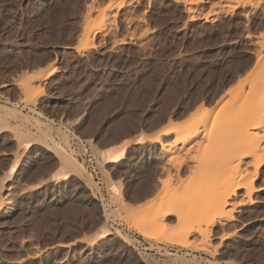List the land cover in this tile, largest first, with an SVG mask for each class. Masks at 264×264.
Returning a JSON list of instances; mask_svg holds the SVG:
<instances>
[{"label": "rangeland", "instance_id": "374dc122", "mask_svg": "<svg viewBox=\"0 0 264 264\" xmlns=\"http://www.w3.org/2000/svg\"><path fill=\"white\" fill-rule=\"evenodd\" d=\"M94 1L99 9L108 3ZM94 1L0 0V107L12 108V101L18 115L37 118L39 135L64 144L68 154L73 150L96 185L89 189L73 175L51 179L58 171L55 156L35 143L15 164V141L0 130V264H264V191L253 193L250 202L234 198L232 220L212 229L214 256L153 250L152 241L136 232L140 211L185 199L197 174L227 178L244 172L245 163L239 172L216 168L214 147L224 148L223 139L213 145L199 137L200 146L185 152L191 145L184 144L185 155L170 162L168 155H157V146H131L121 162L105 165L122 184L128 215L109 196L92 149L154 133L199 105L217 112L229 108V89L249 73L259 51L264 0H113L119 6L113 5L109 24L92 29L85 48L80 36ZM52 66L54 73L45 78ZM33 71L41 93L26 104L17 88ZM141 92L147 95L138 100ZM179 163L178 182L171 165ZM255 186L264 188V165ZM194 205L193 199L184 202L187 210ZM166 223L168 230L175 227L173 217ZM104 225L110 234L87 245Z\"/></svg>", "mask_w": 264, "mask_h": 264}, {"label": "bare ground", "instance_id": "6f19581e", "mask_svg": "<svg viewBox=\"0 0 264 264\" xmlns=\"http://www.w3.org/2000/svg\"><path fill=\"white\" fill-rule=\"evenodd\" d=\"M107 2L104 8L99 5L102 9L94 5L95 1L88 6V12H86L88 17H86L87 19L85 18L86 22L84 23V26H87L85 28L82 27L84 29L80 36L83 39V47L86 48L89 45L90 32L98 31L107 21L109 24L110 18L112 17L113 5L117 3L114 4L113 0H108ZM93 12L94 15L96 12V16L90 19ZM257 40L256 43L258 42L257 46H259V51L257 50L258 52L255 55L256 58L252 68L242 79L237 80L235 85L227 93L229 98L227 97L226 100L228 101L229 99L231 106H224L225 108H229L224 109L222 112H217L212 109L207 110L205 106L199 105L185 119L169 120L164 127L154 133L135 135L115 144L113 142L111 147L104 150L93 145L92 149H94L99 170L105 177L107 191L110 193L109 196L115 199L118 208L127 215L129 207L123 199L121 191L122 184L114 181L110 177L105 165L121 162L123 156L131 146H141L143 144L157 146V155H168V161L170 162L171 158H182L180 155H185L186 151L200 146L197 140L199 137L200 139L203 137L208 144L215 145L217 141L219 143L222 141L225 144L227 143L224 148H221L220 145H215L214 147L215 153H219V158H221H218L216 168H224L223 170L226 172H234V170H238L245 163L244 166L246 168L244 172L234 175L230 174V177L227 178H224L225 174L219 175V173L215 174L213 171L207 173L209 176L207 174H197L196 176L198 178L195 180L197 183L193 182L194 185H191L192 183L188 185V188L191 187L189 188L190 195L187 193L185 199H183L185 196L182 195L183 198L181 195L179 196V205L178 203H173L175 201L172 198L170 202L160 205L158 208L150 209L147 212L145 210L140 211L134 223L137 234L142 238L154 243L174 245L181 250H192L214 256L217 247H214L215 245L212 243L214 239V231L212 229H214L216 223L232 220V212L234 211V207L238 205L234 203V198L239 195L240 198L242 196V201L250 202L253 193L264 191L263 187L255 186L256 174L259 168L264 165V32L257 37ZM53 73L54 68L52 66L48 69L44 77L51 76ZM31 74L34 75L30 76L27 74L28 77L26 76L27 78L18 84L20 87L17 86L21 99L26 104H34L37 96L41 93L35 89L39 88L40 77L38 76L39 78H36L37 75L35 76V72ZM2 87L3 85L0 86V88ZM18 99L20 100V98ZM15 104V102L9 101V105L12 108L16 106ZM12 108L7 106L0 107V130L9 132L15 141V164L21 158V151L26 150L30 143H35L45 150H49L55 156L58 171L53 175L54 177L52 176L53 178L50 177L51 179L55 181L64 180L73 175L87 188L95 189L96 185H93V182L87 177L82 164L74 159L72 155L73 150L71 154H68L62 146L64 144L60 145L58 144L59 142H49L47 136L39 135V132L36 130L39 125L37 118H33L30 115H18V112ZM35 114L38 116L41 115L40 113ZM11 120L12 122L14 120L15 124L10 125L9 122ZM32 128H35L34 130L36 131ZM184 144H190L191 146L185 150ZM248 159L249 161H246ZM181 164L171 165L175 168V180L178 182L181 179L180 170L183 167ZM241 164L243 165L241 166ZM248 166L253 171L248 170ZM199 176H202V178ZM178 182L174 184L176 185ZM167 183L165 185H172H169L170 182ZM240 190L243 191L242 194H239ZM1 191L2 186L0 189V208L3 203ZM187 197L190 200L193 199L195 203L190 210L184 207V202L189 201ZM172 217L174 218L175 227L172 230H168L166 222ZM106 234H110V232L104 225L100 234L97 237L89 239L87 245L94 244L98 237H104ZM121 235V239L127 242V237ZM184 253L186 252L184 251Z\"/></svg>", "mask_w": 264, "mask_h": 264}, {"label": "built area", "instance_id": "2783aa9c", "mask_svg": "<svg viewBox=\"0 0 264 264\" xmlns=\"http://www.w3.org/2000/svg\"><path fill=\"white\" fill-rule=\"evenodd\" d=\"M85 147V145H84ZM84 152H85V156H86V160H87V163L88 162H91V154L88 150V147H85L84 148ZM94 174V178L97 179V175H98V172H95V170L93 169L91 171V175ZM151 246L153 247V250H155V248H159L160 251H163V252H169V251H172V250H178L179 248H177L176 246L174 245H170V244H158V243H154V242H151ZM181 250V249H179ZM181 251H185V252H191L190 250H181Z\"/></svg>", "mask_w": 264, "mask_h": 264}, {"label": "trees", "instance_id": "16d2710c", "mask_svg": "<svg viewBox=\"0 0 264 264\" xmlns=\"http://www.w3.org/2000/svg\"><path fill=\"white\" fill-rule=\"evenodd\" d=\"M145 95H147V94H144V93H139L138 95H137V99L138 100H142L144 97H145Z\"/></svg>", "mask_w": 264, "mask_h": 264}]
</instances>
